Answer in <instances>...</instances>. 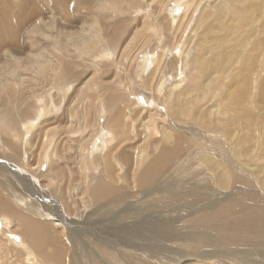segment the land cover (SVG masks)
Wrapping results in <instances>:
<instances>
[{
	"label": "rangeland",
	"instance_id": "rangeland-1",
	"mask_svg": "<svg viewBox=\"0 0 264 264\" xmlns=\"http://www.w3.org/2000/svg\"><path fill=\"white\" fill-rule=\"evenodd\" d=\"M178 1L69 0L66 7L70 16L64 17L59 1L48 3L39 0L44 14L28 21L19 35L17 46L23 45L25 50L19 52L15 46L6 48L16 51L20 59L26 57L25 61L20 64L14 56L8 61H1L5 56H0L1 63H5L0 67V89L3 88L0 91V126L4 113L11 110V104L4 97L9 94L7 88L13 85L17 101H22L23 111H27L25 118L29 119L28 122H37L40 116L41 108L37 109L35 104L39 106L44 101L46 108L50 109L48 114L39 118L35 131L27 137V141H23V158L17 163L11 161L13 153L8 152L4 134H0V201L7 200L11 209H17L28 218L18 221L8 214L0 216L8 222L4 221L7 228L0 233V264H43L39 260L44 259L33 258L27 246L17 245L10 238L11 234L21 235V229L27 235V226L32 222L29 219L33 218L37 223L55 220L63 223L64 227L59 226L56 230L57 235L67 241L64 242L70 247L68 255L74 251L76 256H72V260L67 257L65 264H145L141 259L122 261L100 243L92 246L91 236L90 244L84 242L88 239L86 237L80 238L83 241L74 242L66 229L71 226L64 222L65 217L70 222L90 225L98 224L100 219L111 220L112 215L111 222L119 228L123 226L121 220L126 221L128 217L127 223L132 221L130 224L137 228L135 233L143 236L142 230H139L144 226L143 217L169 213L183 206L176 197L161 190L156 194L148 193L175 161L169 162L182 157L184 150L190 147L186 143L176 151L177 134L190 138V143L193 142L192 137L197 141L194 133L199 128L205 131L220 125V116L224 118V126L219 132H224L229 144L220 143V140L218 143L213 140L207 143L219 145L222 150L232 148L231 158L239 171L244 170L245 176L251 172L264 176V0H244V5L238 0H187L182 2V5L188 3L186 11L183 9L180 19L175 20ZM252 8L257 10L254 12ZM15 11L18 12L17 9ZM1 22L4 25L3 19ZM10 23L15 21H6L7 26ZM235 50L254 57L255 64H251L247 57L230 64L229 61L236 58ZM147 59L156 60V64L152 72L143 77L140 72ZM56 60L61 65L72 61L77 70L73 74L77 72L79 77L75 73V80L61 81L58 76L61 66H56ZM211 62L220 66L217 73L205 68ZM81 70L86 74L82 75ZM24 71H27L26 76ZM246 77L249 78L245 83L246 93L233 103L227 102L228 106L220 111L218 105L235 91V83L244 81ZM204 78L208 79L204 82ZM18 81H26L28 86L20 88ZM172 84L178 85L176 90L170 87ZM64 90L69 91L66 93ZM227 107L234 110L227 112ZM120 114L122 129L128 135L116 134L111 126ZM193 119L199 128L195 127ZM209 120L215 121L211 123ZM126 125L128 127L124 128ZM158 134L167 138H156ZM8 135L12 138L11 132ZM197 136L202 138L201 142L207 141L206 132L197 133ZM97 137L106 141L110 148L107 151L111 152L103 165L94 164L92 159ZM108 137L110 140L107 141ZM26 142L31 143L27 145ZM56 148L62 159L69 160L67 162L72 167L68 168L67 177L51 185L47 176L43 175L46 168L42 170V167L43 163L51 160ZM164 149L170 150L166 170L146 188H141L137 181L143 176L144 164L159 161L165 155ZM122 150L132 154L131 166L128 169L123 162L117 163L113 166L115 173L111 174L108 160L115 162L112 155L118 156ZM211 154L217 162L214 164L218 165L216 156ZM37 160L43 161L40 171ZM7 162L8 165H4ZM190 162L179 167L180 171L174 168L171 180L176 182L175 185L180 187L188 180L190 183L203 182L205 178H210V184L215 185L214 179L207 176L208 167L200 157ZM59 163L56 166L60 167ZM47 164V169L52 167L53 171L54 164L49 163V168ZM107 178H111L109 188H117L120 193L113 196L109 203L105 201L108 209L103 211L95 206L88 187L92 185L91 180L103 181ZM250 179L253 180L252 177ZM205 185L198 184L197 189ZM205 189L204 193L213 191L208 187ZM68 192L66 197H70L69 200L64 196ZM60 201L69 206L66 210L68 216L58 213L52 217L38 216L31 211L33 205L39 207V213H42L46 206ZM70 201L78 205L72 207ZM144 227L148 229V226ZM146 233L151 234L150 231ZM30 238L35 243L34 237ZM37 249L39 253L40 249ZM31 258L33 261L30 262Z\"/></svg>",
	"mask_w": 264,
	"mask_h": 264
},
{
	"label": "bare ground",
	"instance_id": "bare-ground-1",
	"mask_svg": "<svg viewBox=\"0 0 264 264\" xmlns=\"http://www.w3.org/2000/svg\"><path fill=\"white\" fill-rule=\"evenodd\" d=\"M46 1H48V3L49 1H59V3L62 6L61 9L60 7L58 8L61 10V15H63L64 17L70 16V14L67 12V7H66V4L69 2V0H46ZM184 1L187 0H179L175 5V13H174L175 20L180 19L179 18L181 17L180 12L183 9H185L186 11V8L188 7L187 6L188 3L182 5V2ZM238 2L243 5L245 3L244 0H238ZM54 3L56 4V2ZM178 3H180L179 6H177ZM41 4L42 3L39 2V0H19V1L0 0V56L1 55L5 56V58H1V61L3 59L8 61L12 59L13 56L20 64L23 61H25L26 57L20 59L17 56V54H15L17 53L16 51L6 48L15 46L18 47L17 50L19 52L25 50V47H23V45L17 46V44L19 43V35L22 29L27 25L28 21L31 20L33 21V19L36 16L42 15L44 11L41 10L42 9L41 6H43ZM55 7H57V5ZM16 9L18 10V12L15 11ZM256 10L253 9L254 12ZM1 19H3L4 25L2 24ZM6 21L8 22L15 21V23H10L11 25L7 26ZM200 38L202 39V37ZM203 41L202 43H204ZM235 52H236V58H232L229 61L230 64L232 65L235 64L236 61L242 57H247L251 64H255L256 60L254 57L248 55L247 53H243V51L235 50ZM106 55L104 56V58L106 57ZM1 61H0V67H2L5 64V63H1ZM55 64L57 67L61 66L58 73V76L61 79V81L63 80L71 81L72 79L74 80L76 79L74 78V74L76 73V77L78 74L77 72L73 74V72L77 70L75 68V64H73L72 61H65L61 65L59 61L56 60ZM155 64H156V60L153 61H151V59L145 60L144 67L141 69L140 74L142 73L143 77H147L152 72V69L155 67ZM22 67L27 69V66L25 64H22ZM205 68L207 70L212 69L214 72H216L217 70L220 69V66L215 62H211L209 64H206ZM24 73L26 76L27 71H24ZM83 73L86 74L85 71L82 72L81 74L83 75ZM207 79L208 78H204L203 79L204 82ZM163 80L164 78L161 80V82ZM248 80L249 78L246 77L244 81L235 83V91L231 93L227 98H225L223 100V103L218 105L220 111H223L225 109L227 102L233 103L234 100L239 99L243 94L246 93L245 83ZM180 83H182V81H180ZM18 84L20 88L28 86V82L26 81H18ZM171 86L173 90H176L178 87L177 84H172L170 85V87ZM7 89L9 90V94L4 98L8 103L11 104V110H9L10 113L7 114L9 112L8 111L9 108H7L6 111L8 112L4 113L3 124L0 126V134H4V138H5L4 141L7 144L8 152L10 150L13 153V157H11V161H15L17 163V160H21L23 158V153H22L23 141L24 140L27 141V137L31 135L33 131H35L34 129L38 124L39 118L43 117L44 114H48L50 112V109L46 108L47 104H44V101L39 106L33 103L36 105L37 109L41 108V112L39 113L40 116L38 118V121L36 120L37 122L35 121L28 122L29 119L25 118L27 116V111H23L24 107L22 106L21 103L22 101L21 102L17 101L14 85L12 87H8ZM0 91L2 92L3 88L0 89ZM64 91L66 92V90ZM68 91L69 90H67V92ZM48 100H50V98ZM49 104L51 105V102H49ZM230 110H234V108L227 107L226 111L229 112ZM255 117L257 120L256 114ZM214 121L215 120H211L210 122L213 123ZM193 122L195 124V127L199 128L198 123L195 122V119H193ZM218 123H220V125H216V126L214 125L215 127L211 124L213 126L211 130L201 131L199 128V130H197L194 133L197 141L194 139V137H192L193 134L190 135L192 137L191 138L193 141L192 143H190V138H188L187 136H184L182 134H177V140L175 144L176 151L179 148H182L184 145H186V143H188L190 147L187 150L186 149L184 150V154L182 157H180L177 160L172 159L169 162L172 163L175 161L172 167L165 174L162 175V177L157 182V184L154 187L150 188V191L148 193L156 194L158 190H161L165 194H168L173 198L176 197V200L182 203L183 206L181 209L179 210L176 209V211H172L169 213L166 212L165 214L161 213L158 216H155L156 214L155 215L150 214V216L143 217V225L148 226L147 230L145 229L144 226L139 228V230H142V233L144 234L143 236H140L139 233L137 232L135 233L137 228H135L133 224L132 225L130 224V222L132 221H130L129 224L127 223L129 221L128 217L126 221H124L123 219L121 220L122 221L121 224L123 225L122 228L113 225L114 224L113 221L111 222L112 215L110 216L111 220L107 219L108 220L107 221L105 219H100L98 221V224L86 225L84 222L83 223H77L74 221L70 222L69 219L65 217V215L68 216L66 210L69 208V206L68 205L66 206L61 201L60 203H56V204L53 202L54 203L53 206L45 205L47 209H44L42 213H39L40 210L39 207L33 205L31 207V211L36 212L35 214L38 216L42 215V216L52 217L56 213H58L59 215L64 214L65 217L64 222L66 224H69V226H71L69 228L66 227V229L70 233L74 242L83 241L80 240V238L84 237L85 239L86 237L88 239L87 241L84 242L90 244L88 242L91 239L90 238L91 236L93 238V242L91 243L92 246L94 244L100 243V246L103 245L104 248H106L108 251L114 253L118 257V259H121L122 261L125 262H127L129 259L131 260L141 259L144 261L145 264H264V176L262 177V175L257 172H251L250 175H247L248 177L245 176L244 170L242 169V171H239L238 166L233 161V158H231L232 148L231 150H227V149L222 150L219 145H212L207 143V142L211 143L212 140L218 143L220 140V143L223 142L229 144L224 132H219V130H222L224 126V118L222 116H220V118L218 119ZM111 126L115 129L116 134L119 133V134L128 135V132L123 131L122 129L123 126H122L121 114L119 115L117 120L112 121ZM127 127L128 125H126L124 128ZM208 127L210 126L208 125ZM215 129L217 130L215 131ZM42 130H44V127L42 128ZM10 132L12 133V138H10L8 135V133ZM201 132L207 133V141L204 140L205 144L204 142H201L202 138L200 136H197V133H200L201 135ZM210 133H212V135ZM158 137L161 140L167 138L164 135L162 136L159 134L156 136V138ZM110 138H112V136ZM97 140L98 142L96 143L94 142L96 146L93 153L94 158L92 159L95 160L94 164L103 165V163L107 158V155L110 154L111 152L107 151L109 146L105 140L103 141V139L101 140L99 137H97ZM108 140H110L109 137L107 138V141ZM30 143L31 142H26L27 145H29ZM129 148L133 149V147H129ZM58 150L59 149L56 148L53 152V156L51 157V160L45 162L46 164L48 163L47 164L48 168H49V163H51L50 165L54 164L55 169L53 168V171L51 170L52 168L51 166H50L51 168L47 169L46 164L43 163V161L37 160L36 162L38 163L39 171L41 170L40 167L42 166V163L44 164L42 170L46 168L45 169L46 171H44L43 175L47 176V178L50 180L48 184L51 183V185L63 179L64 176L68 175L69 174L68 168L72 167V166L70 167L67 162L69 160L65 161L64 159H62L63 157L62 155L61 156L59 155L60 153L58 154ZM106 151L108 153H106ZM169 152L170 150L164 149L163 153L165 155L161 156L159 161L156 162L153 161L144 164L145 168L143 167L144 169L143 176H141L137 181L141 188H146L148 184H150L154 179L159 177L161 172L166 170L167 168L166 158ZM211 153H213L216 156L217 160L219 161L218 165L214 164L217 162L215 161L216 159L212 156ZM4 155L6 156V154ZM47 156L49 155L47 154ZM112 156L115 157V162L108 160V163L110 164L111 174L115 173L114 172L115 169L113 166H116L117 163L120 164L121 162H123L128 166V169L130 168L131 164L129 163L132 161L131 159L132 154L130 152L126 150H122V152L118 156L115 155ZM58 157L61 158L58 159ZM199 157L202 159V162H204L208 167V173H207L208 175L207 174L206 175L214 179L215 185L213 186L212 183L210 184L208 180L210 178H205V181L203 182L196 181L191 183L189 182V180H188L189 183L186 181L188 179L187 178L184 180L187 182L186 184L183 181L184 184L181 185L180 187L179 185H175L174 183L176 182L173 183V180H171L172 172L177 168L179 170V167L190 162L192 159ZM57 161L60 162L59 163L60 167L59 165L56 166L58 164ZM4 165H8V162ZM11 165H15V164L12 163ZM200 167H204V166L202 165ZM51 172L52 173L55 172L54 175H50ZM188 177L190 176L188 175ZM250 177H252L253 180H251ZM91 181H92V185L88 183V185H90L88 187V189L90 188L88 192L90 195H92L95 206L99 208V210H103L104 208L106 209L105 201L109 203L113 196L119 195L120 190L117 188H112V189L109 188L108 182L111 181V178L109 180L107 178L103 181H101L100 179H97L96 181L95 180H91ZM27 182L28 181H26V183ZM201 183L202 185L204 184L206 185L200 189H197L198 184ZM206 187L212 189L213 191L210 193H204V191L205 192L207 191V189H205ZM40 188L41 186L38 189L35 187V189L37 190H40ZM47 188H51V187H47ZM3 189L7 190V187L6 188L4 187ZM66 195L69 196V192L68 194L66 193L64 195L65 198L69 200L70 197H66ZM77 205L78 203L70 201V206L73 207ZM33 212L28 211L27 213H33ZM6 214L11 215L13 217L12 219H17L18 221H21L23 218L28 219L24 214H22L17 209L15 210L11 209L10 204L7 200H1L0 216H4ZM133 216L135 215L133 214ZM29 220H31L32 222L29 223L27 226V235H25L22 232V229L20 231L21 235L12 236L11 234L10 238H12L15 244L20 246H27L30 251L29 255L32 256L33 258H35L36 256L44 259V260L41 259L39 260L43 264L44 263L65 264L67 257L70 260H72V256H75L74 251L71 255H68L70 247H68L65 244V242L67 241L64 240L63 236L59 237L56 232V230H59L58 228L59 226L64 227L61 221L55 220L54 222L37 223V220L35 218ZM4 221L5 223H8L5 219L0 218V223L2 226L0 233L5 231V229L7 228V224H5ZM97 225L99 226L96 227ZM113 230L114 231L117 230L118 232H122V233L119 234L117 231L115 233H112L111 231ZM147 231H150L151 234H147L146 233ZM30 237H34L35 243L31 242ZM16 238H18V240ZM154 240H156V242ZM68 244L71 246L73 245L72 243H68ZM37 247L40 249L39 253L37 251L38 250ZM100 250L102 252L103 249L100 248ZM31 261H33L32 258L30 262Z\"/></svg>",
	"mask_w": 264,
	"mask_h": 264
},
{
	"label": "water",
	"instance_id": "water-1",
	"mask_svg": "<svg viewBox=\"0 0 264 264\" xmlns=\"http://www.w3.org/2000/svg\"><path fill=\"white\" fill-rule=\"evenodd\" d=\"M2 226H1V223H0V230H1ZM18 240V238H16Z\"/></svg>",
	"mask_w": 264,
	"mask_h": 264
}]
</instances>
